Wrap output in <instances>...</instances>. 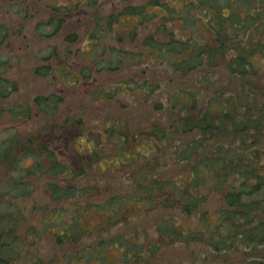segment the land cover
Masks as SVG:
<instances>
[{"label":"trees","instance_id":"trees-1","mask_svg":"<svg viewBox=\"0 0 264 264\" xmlns=\"http://www.w3.org/2000/svg\"><path fill=\"white\" fill-rule=\"evenodd\" d=\"M130 3L107 18L110 24L124 18L119 26L128 32L129 46L116 52L113 46L103 47L98 33L105 27L98 20L96 41L90 42L96 47L94 66L100 72L143 64L147 75L148 68L155 69L152 64L169 65L178 88L162 99L166 93L158 81L160 95L149 106L157 112L166 109L170 119L144 126L134 137L117 123L104 126V133L98 131L100 143L84 152L87 161L80 165L63 149L39 142L38 134L26 131L24 138L21 130L6 127L10 132L0 138V264H111V248L121 252L117 264H141L146 254L154 255L162 243L175 239L202 247L206 262L209 255L224 252L235 256L234 264H264V0ZM57 20L60 17L52 21L56 30ZM127 23L132 25L124 28ZM2 34L0 43L8 31ZM71 38L75 35L67 36ZM107 55H117L112 65ZM46 68L36 72L45 75ZM5 69L0 64V71ZM87 69L80 68L72 78L86 79L95 99L144 89L148 101L153 93L155 82L138 81L134 75L119 78L109 89L95 87ZM15 90L12 80L0 76V124L28 119L35 111L49 113L60 103L55 94L15 102ZM101 160L132 166L125 192L114 193L108 183L99 184L104 175L94 164ZM93 177L97 184L89 183ZM34 191L43 193L45 206L31 219ZM8 194L23 201L2 202ZM212 196L217 203L206 205ZM71 199L75 201L64 204ZM128 212L156 214L149 228L139 230ZM141 235L146 240L157 236L161 243L145 248L148 242L139 240ZM40 243L46 252L53 251L52 257L38 254Z\"/></svg>","mask_w":264,"mask_h":264},{"label":"rangeland","instance_id":"rangeland-1","mask_svg":"<svg viewBox=\"0 0 264 264\" xmlns=\"http://www.w3.org/2000/svg\"><path fill=\"white\" fill-rule=\"evenodd\" d=\"M89 1L90 4L88 0H0V39L3 36V30L8 31V36L4 43H0V64L7 66V69L3 72L0 71V76L6 77L15 83L16 90L11 97L16 100L15 102H18L32 100L36 96L50 97L53 94L60 96V103L54 111L49 113L35 111L28 119L25 117L11 121L7 119V121L0 124V138L3 139L2 137H5L6 133L10 132L4 131L7 129L6 127L9 129L14 127L21 130L24 138L26 137L24 132L32 131L34 134H38L39 142L46 144L51 149H63L67 156L74 163H79V165L81 161H87L84 152L86 153L91 145L94 146L100 143L98 131L104 133V126L117 123L120 128L129 131L130 137L139 135V130L144 126L146 128L151 127V125L160 126L169 118V111L164 109L161 112H157L149 106L160 95L157 89L158 81H160L161 88L166 93L162 99L167 98L168 92L178 88L177 80L170 72L169 65L159 67L152 64L155 69L148 68L150 72L147 75L143 72L144 67L146 68L143 64H135L131 69H123L124 67H122L114 70L108 68L97 72L93 58V52H95L96 47L91 43L96 41L93 33L97 30L98 20L105 27L103 31L98 33V37L105 42V46L102 44L103 47L112 50L111 46H113L114 52L118 51L119 47H128V32L122 30V27L119 26L123 24L122 20L124 21V18L119 17L118 21L112 22L113 24L107 23V18L112 13L117 12L118 9L124 8L126 6L124 5L125 3H135L139 0L127 2L123 0ZM54 5L58 6V9H60L61 5L70 8V10L63 8V11L60 10L59 13H56V16L60 17V22L57 20L58 25L60 24L57 30L54 29L55 22H52V15L55 16L52 13ZM89 7L90 9H87ZM46 17H48L47 21H45ZM131 25L127 23L124 28ZM72 34L75 35V39L67 40V36L71 37ZM119 36L122 37V40H119ZM97 50L101 51L98 47ZM51 52H54V54L52 55ZM48 55L49 59H45ZM107 56L110 60V65H112V61L116 60L115 57L117 55ZM114 64L115 62H113ZM43 65L47 67L46 73L48 75L36 72V69ZM103 66L99 64L98 67L101 68ZM80 68H89L85 70V73L90 75L95 87L103 85L106 89H109L117 83L119 78L126 80L134 75L138 81L143 82L147 78L148 81L155 82L153 93L148 96V101H144L146 100L143 96L144 89L138 90L133 95H129L130 92L126 93L123 91L120 93L118 91V95L109 100L95 99L91 95L90 90L93 87L87 84L86 79L72 78V75L75 72H79ZM54 75H56V78ZM45 104L50 105L51 101L45 102ZM77 120L80 123L76 122ZM89 128L94 131L87 132L86 130ZM260 143L264 146V136ZM106 157L104 155L103 159ZM27 162L29 161L27 160L25 164ZM134 162L142 164V161ZM94 165L97 167V172H100L99 174H102V176L104 175L99 181L100 185L108 183V189L114 191V193L125 192L122 190L126 189L127 181L130 177L129 169H133L132 166L119 167L113 161L105 160H101L98 166L96 163ZM140 170L137 171L139 172ZM99 174L96 173L95 177H98ZM88 181L94 184L97 180L93 177L88 179ZM40 183L45 184L44 181H40ZM116 195L119 197V194ZM42 196L43 193L36 195L35 191L32 194L33 198L31 200L33 202L31 207L35 211L29 212L31 219H35L38 214L43 213L41 205H45L43 203L44 199L41 198ZM21 198L17 197L15 199L12 194H8L2 198L5 200L2 202L23 201ZM74 201L71 199L64 204L73 203ZM211 203H217L213 196L206 201V205ZM142 212L135 216H132L129 212L127 214L128 218L134 222L139 230L142 226L149 228L156 214L142 216ZM29 214L27 211V217L30 218ZM137 219L142 221L138 222ZM190 223L194 222L190 220ZM90 224L94 225L91 219ZM112 228L114 229V226ZM98 233L99 230H96V234ZM106 234L108 235L107 232ZM156 237L153 236L146 240L145 236L141 235L138 239L148 242V246H145V248H149L151 247L150 245H156L155 242L161 243ZM131 238L135 240L133 235H131ZM175 240L174 243L168 241L162 243V250L155 252L154 255L146 254L147 256L143 257L144 260L141 264H180L186 263L187 259L196 258L198 259L196 264H234L236 261L235 256L226 255L224 252L209 255L208 262L203 261V255L207 254V251L202 247H198L195 243L184 244L177 239ZM42 245L44 243L36 245L39 246V251L35 249L38 254L42 255L43 258L52 257L53 251L51 253L46 252ZM107 255L110 257L111 264H117L118 260H120L117 258L121 255V252L111 248ZM42 261L44 262V260ZM132 261L129 260L119 264H129ZM90 264H97V262L92 260Z\"/></svg>","mask_w":264,"mask_h":264},{"label":"flooded vegetation","instance_id":"flooded-vegetation-1","mask_svg":"<svg viewBox=\"0 0 264 264\" xmlns=\"http://www.w3.org/2000/svg\"><path fill=\"white\" fill-rule=\"evenodd\" d=\"M88 2H89V4H90V1H89V0H88ZM31 7H32V5H31ZM56 7H58V6L54 5V6L52 7V9H53L52 13L55 14V16L52 15V21H54V18L56 17V13H59V11H60V9H58L59 7L55 10L54 8H56ZM47 18H48V17H46L45 21H47Z\"/></svg>","mask_w":264,"mask_h":264}]
</instances>
